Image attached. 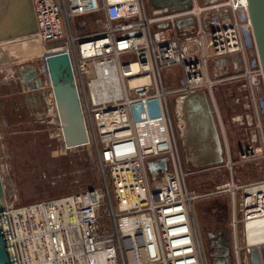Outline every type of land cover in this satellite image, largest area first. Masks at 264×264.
<instances>
[{
	"label": "built area",
	"instance_id": "2783aa9c",
	"mask_svg": "<svg viewBox=\"0 0 264 264\" xmlns=\"http://www.w3.org/2000/svg\"><path fill=\"white\" fill-rule=\"evenodd\" d=\"M205 1L187 0L185 8L148 2L147 15L143 0H31L37 23L31 36L48 47L42 57L45 78L51 81L45 56L67 54L83 125L91 131L114 207L102 208L107 191L100 187L18 207L6 204L1 223L12 264H202L190 220L195 195L184 183L167 95L173 94L171 112L182 124L184 96L238 78L249 113L246 123L254 133L233 161L226 152L225 163L230 168L259 157L264 167V84L256 54L251 59L245 54L253 44L246 0ZM82 16L73 26L71 19ZM186 16L190 21L175 23ZM94 23L102 27L88 30ZM227 56L237 58L240 71L208 77L207 60ZM169 66L179 68V78L166 88L160 71ZM153 118L160 119L164 132L157 135L149 126L145 142L146 131L140 133L138 123ZM159 156L165 157L163 170L145 164ZM233 188L240 190L239 216L230 222L233 264H264L259 251L264 244V170L261 178ZM63 198L70 200L69 208L60 205L58 214L44 209ZM42 209V216L31 215ZM260 235L263 240L257 241ZM252 247L256 263L249 258Z\"/></svg>",
	"mask_w": 264,
	"mask_h": 264
},
{
	"label": "rangeland",
	"instance_id": "374dc122",
	"mask_svg": "<svg viewBox=\"0 0 264 264\" xmlns=\"http://www.w3.org/2000/svg\"><path fill=\"white\" fill-rule=\"evenodd\" d=\"M143 2L146 14L150 15L148 2L146 0ZM196 2L201 5L206 1L196 0ZM202 11L201 13L206 17L207 10ZM80 19L84 17L72 18V25L76 26ZM101 27L100 23H94L88 25L87 29L98 30ZM47 48L46 45L32 38L31 34L0 43V177L5 203L8 207H18L54 199L84 188L100 187L107 191L102 208H110L112 205L114 207L107 176L105 179L96 158L90 129L87 127L86 130L90 142L72 145L79 137V131L84 129L83 115L76 105L73 87L70 86V89L77 107L76 114L70 118L65 113L64 107L59 106L62 110L59 115H62L59 117L58 135L55 134L57 129L50 120L46 107L36 106L33 96L25 95L26 79L32 76L40 77L42 81L46 79L42 57ZM245 54L250 59L254 57L255 52L251 42L246 47ZM233 61L235 64L232 63ZM240 67L235 56H227L222 60L208 59L207 75L213 78L237 74ZM26 68L29 70L25 74ZM51 70L55 82L53 89L62 105L64 99L61 100L59 93L63 92L61 85H66L65 63L54 60L51 62ZM30 73L32 76H28ZM160 73L164 87H173L177 84L179 78L177 66L161 69ZM200 92L213 118L218 145H215L211 133L209 137L208 124H203L198 117L192 122L188 117L186 118L187 112L190 115L197 114L195 109L184 111L181 108L179 116L183 123L177 122V117L172 115L169 102L173 94H168L175 146L181 169L186 173L185 186L195 195L191 200L190 220L193 233L198 240L201 262L227 264L219 262L218 257L214 256L215 237L226 231L228 264H233L230 251V222L232 216L239 215L237 198H235L237 197L235 193L239 189L233 187L234 184L261 178L264 170L263 160L257 157L253 162H234L230 168L225 163L226 152L233 161L240 146L253 138L254 133L252 126L246 123L249 113L243 108L245 96L240 80L224 79L213 83L210 92L205 89H201ZM81 120L82 123L75 127L65 125L67 122L74 124ZM187 129L189 132L186 131ZM205 145H208L207 151ZM209 156L212 157L210 160H203ZM236 238L239 243V230Z\"/></svg>",
	"mask_w": 264,
	"mask_h": 264
},
{
	"label": "water",
	"instance_id": "95a60500",
	"mask_svg": "<svg viewBox=\"0 0 264 264\" xmlns=\"http://www.w3.org/2000/svg\"><path fill=\"white\" fill-rule=\"evenodd\" d=\"M173 3L183 8L188 6L187 0H162L159 3H157L156 6L170 5ZM246 11H247L248 19H249V26H250L253 45H254V50H255L257 62L260 68V72H261V78L264 84V0H246ZM188 21H190V17L186 16V17L176 19L175 23L178 25L182 22H188ZM36 30H37V23H36V18L34 15L31 0H0V43L6 40H11L13 38H19L22 36L30 35L34 33ZM133 33H135V31H133ZM54 60H59L60 62L63 61L65 63L66 74L69 73V80L73 87L72 88L73 94L75 95L74 99L80 111L81 109L79 106L76 90L74 91L75 87L72 81V72H71L70 62H69V58L67 54L52 53V54H47L45 56V62H46L48 72L51 77L52 87L55 86L53 85V83L55 82L53 80L54 78L53 71L51 70V62H53ZM27 83H28V86L31 88L40 84L38 79H35L34 81L27 82ZM53 92L55 96L54 89H53ZM191 93L200 94L201 92L194 91ZM191 93H188V95H190ZM188 95H186L187 97L185 96L184 98V103L186 100V103L188 104L187 106L184 107V110L190 111L193 108L189 106L190 97ZM200 96L202 97V94ZM187 117L190 120L196 121L197 116L196 114H193V113H191L190 115L187 112L186 118ZM210 128L212 131L211 136L213 137L214 139L213 141H215L214 143L217 146L218 143H217V138H216L217 137L216 131L211 125L209 127V137H211ZM206 130H208L207 126H206ZM79 133H80V135H78L79 137L77 136L78 138L74 141V143H72V145L82 144L88 141V135H87V131L85 127L81 132L79 131ZM145 164L149 168H153L156 170H163L165 168V157L159 156L157 159H154V160L148 159L145 161ZM5 206H6V203H5V198H4L3 185H2L1 177H0V264H12L9 250L7 247V241H6L2 223H1V212L2 210L5 209ZM259 251L261 254V258L264 261V244L260 245ZM249 258H250V261L253 263H256L258 261L256 248L252 247L250 249Z\"/></svg>",
	"mask_w": 264,
	"mask_h": 264
},
{
	"label": "flooded vegetation",
	"instance_id": "af4514ba",
	"mask_svg": "<svg viewBox=\"0 0 264 264\" xmlns=\"http://www.w3.org/2000/svg\"><path fill=\"white\" fill-rule=\"evenodd\" d=\"M35 79H38L40 84L35 86V87H29L27 82H31L34 81ZM25 83V87H26V91L27 93H25V95H32L33 100L35 101V105H40L44 108L46 107L47 113L48 115H50V120L53 121L55 128L57 129V134L59 132V127H60V120L59 117L62 115L59 113L62 112V110L60 109L59 106H63L65 109V113L68 114V116L74 117L76 114V105L73 102L72 99V93H71V89H70V85L66 84V85H61L63 92L60 91V98L62 100V98L64 99L62 105L60 103V101L58 100L57 96L54 95L53 92V87H52V82L49 80V78H46L44 81H42V79L40 77L37 76H32L28 79H26L24 81ZM58 85V83H57ZM62 93V94H61ZM56 94V93H55ZM201 105V109L196 110L197 112V117L199 120L202 121L203 124H208V126L210 127L211 125L213 126V118L211 116L210 110L208 109V106L206 105L205 99H204V104H200ZM65 115V114H64ZM79 123H82V120L79 121ZM67 124V125H66ZM66 126H70L71 122H67L65 123ZM64 124L62 125V127L64 128L65 126ZM210 133L212 134L211 128H210ZM217 134V133H216ZM60 138V137H59ZM215 248L216 251L214 252V256L218 257L219 262L221 263H227L229 262V251H228V240H227V233L226 231H222L221 234L217 235L215 237Z\"/></svg>",
	"mask_w": 264,
	"mask_h": 264
},
{
	"label": "bare ground",
	"instance_id": "6f19581e",
	"mask_svg": "<svg viewBox=\"0 0 264 264\" xmlns=\"http://www.w3.org/2000/svg\"><path fill=\"white\" fill-rule=\"evenodd\" d=\"M160 1H162V0H148V2L151 4V5H156L157 3H159ZM174 4V3H173ZM32 38H34L33 36H31ZM35 39V38H34ZM220 60H222V59H220ZM28 70H29V68L27 69H25V71H24V73L26 74L27 72H28ZM35 72V71H34ZM32 74H33V72H32ZM28 76H32L31 75V73L28 75ZM65 80H64V82L68 85H70V86H72L71 85V82H70V80H69V73L65 76V78H64ZM188 95V94H187ZM201 94H198V93H195V94H190V95H188L189 97H190V102H189V106H191L193 109H195V110H197V112H198V110L199 109H201V105H199V103L200 104H204V98H202L201 96H200ZM187 97V96H186ZM184 98H185V96H184ZM184 98H183V100H182V108L184 109V107L185 106H187L188 104L186 103V100H185V103H184ZM185 111V110H184ZM189 121H193V120H190V119H188ZM80 123H79V121L78 122H76V123H74V124H71V126H76V125H79ZM149 126H151L154 130H155V133L157 134V135H160V134H162L164 131H163V126H162V124H161V121H160V119H158V118H153V119H150L148 122H140V123H138V131L140 132V133H142V132H144V131H146L142 136H143V140L145 141V142H147V141H149V140H147V138L145 137V134H149V132H148V128H149ZM187 132H189L188 131V129L186 130ZM151 137H150V135H149V138L148 139H150ZM212 143L210 142V145H211ZM200 146V145H199ZM206 146V145H205ZM208 150V145L206 146V150L205 151H207ZM210 153H212V152H210ZM210 153H207V154H210ZM205 154V153H204ZM205 156V155H204ZM209 158H211L210 156L209 157H205V159H203V160H210ZM202 161V160H201ZM235 185V184H234ZM66 205V209L67 208H69V205H70V200L68 199V198H63V199H60V200H52V201H50V202H48V208H44V209H47V211L48 210H51V209H54L55 210V212L58 214V212H59V206L60 205ZM36 211H38V208H36L35 209ZM42 211H44L43 209L42 210H39V213H36V212H34V211H32L31 212V215H33L35 218H37V216H42ZM70 222L72 223V222H74V217L72 216L71 218H70ZM123 223L125 222V220H123L122 221ZM4 229L6 230V228H5V225H4ZM53 238H55V237H53ZM249 240H252V239H254V238H251V237H249L248 238ZM255 239L257 240V241H261V240H263V237L260 235V236H257V237H255ZM52 240V237H50V241ZM8 242H7V244H8V246H9V252H10V254L12 255V250H11V244L9 243V240H7Z\"/></svg>",
	"mask_w": 264,
	"mask_h": 264
},
{
	"label": "trees",
	"instance_id": "16d2710c",
	"mask_svg": "<svg viewBox=\"0 0 264 264\" xmlns=\"http://www.w3.org/2000/svg\"><path fill=\"white\" fill-rule=\"evenodd\" d=\"M239 193H240V190L239 191H236V196L237 197H235V198H237L236 200L238 201V199H239ZM237 214H238V212H237ZM239 216V215H238ZM236 233H237V230H239V232H240V230H241V224L240 223H238L237 225H236Z\"/></svg>",
	"mask_w": 264,
	"mask_h": 264
}]
</instances>
